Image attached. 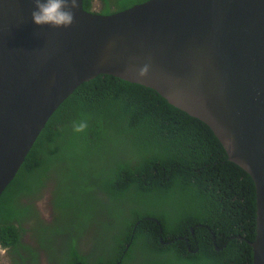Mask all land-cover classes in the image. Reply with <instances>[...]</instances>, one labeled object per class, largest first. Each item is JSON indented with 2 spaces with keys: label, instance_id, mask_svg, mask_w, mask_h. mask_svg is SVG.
I'll return each instance as SVG.
<instances>
[{
  "label": "trees",
  "instance_id": "16d2710c",
  "mask_svg": "<svg viewBox=\"0 0 264 264\" xmlns=\"http://www.w3.org/2000/svg\"><path fill=\"white\" fill-rule=\"evenodd\" d=\"M145 1L83 4L111 14ZM256 216L252 176L209 125L151 87L99 74L57 108L0 195V248L36 264L31 233L50 264H253Z\"/></svg>",
  "mask_w": 264,
  "mask_h": 264
},
{
  "label": "water",
  "instance_id": "95a60500",
  "mask_svg": "<svg viewBox=\"0 0 264 264\" xmlns=\"http://www.w3.org/2000/svg\"><path fill=\"white\" fill-rule=\"evenodd\" d=\"M77 5L57 29L33 22V0H0V195L77 87L115 75L204 121L252 176L250 245L264 264V0H147L111 14Z\"/></svg>",
  "mask_w": 264,
  "mask_h": 264
},
{
  "label": "clouds",
  "instance_id": "9594fccd",
  "mask_svg": "<svg viewBox=\"0 0 264 264\" xmlns=\"http://www.w3.org/2000/svg\"><path fill=\"white\" fill-rule=\"evenodd\" d=\"M35 9L31 12L33 22L37 26L49 25L53 28H69L75 22L74 9L77 0H33ZM150 70L149 64H144L135 74L139 78L147 77ZM131 72V69L129 70ZM88 128L86 120L74 122L73 131L85 132Z\"/></svg>",
  "mask_w": 264,
  "mask_h": 264
},
{
  "label": "flooded vegetation",
  "instance_id": "af4514ba",
  "mask_svg": "<svg viewBox=\"0 0 264 264\" xmlns=\"http://www.w3.org/2000/svg\"><path fill=\"white\" fill-rule=\"evenodd\" d=\"M49 188L45 189L43 191V194L45 193L49 199H50V192H48ZM37 207L41 213V215L44 217L45 220H47L48 222H51L53 220V215H52V210H51V204H50V201L49 202H44L42 199L38 200L37 201ZM36 236V235H34ZM26 242H29L31 243L32 246H35L37 249H38V252L40 253L39 255V258H38V262L36 264H50L48 261H47V258H46V255H45V250L43 248H40L39 246H37V243L34 241V239L32 238V234L31 233H28L26 236H25V239H24ZM194 251V250H193ZM25 255H28L25 253ZM7 256V263L8 264H13L9 258H8V255ZM34 264L35 261L32 260V258L28 259L26 261V264Z\"/></svg>",
  "mask_w": 264,
  "mask_h": 264
},
{
  "label": "rangeland",
  "instance_id": "374dc122",
  "mask_svg": "<svg viewBox=\"0 0 264 264\" xmlns=\"http://www.w3.org/2000/svg\"><path fill=\"white\" fill-rule=\"evenodd\" d=\"M0 256V264H8L6 252L4 249L0 248Z\"/></svg>",
  "mask_w": 264,
  "mask_h": 264
}]
</instances>
